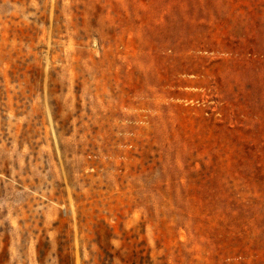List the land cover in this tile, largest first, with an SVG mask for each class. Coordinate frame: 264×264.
I'll use <instances>...</instances> for the list:
<instances>
[{"label": "rangeland", "instance_id": "1", "mask_svg": "<svg viewBox=\"0 0 264 264\" xmlns=\"http://www.w3.org/2000/svg\"><path fill=\"white\" fill-rule=\"evenodd\" d=\"M0 264H264V0H0Z\"/></svg>", "mask_w": 264, "mask_h": 264}]
</instances>
